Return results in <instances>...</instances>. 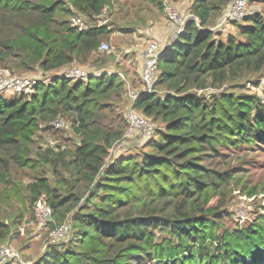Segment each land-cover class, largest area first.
Returning a JSON list of instances; mask_svg holds the SVG:
<instances>
[{
  "label": "trees",
  "instance_id": "trees-1",
  "mask_svg": "<svg viewBox=\"0 0 264 264\" xmlns=\"http://www.w3.org/2000/svg\"><path fill=\"white\" fill-rule=\"evenodd\" d=\"M231 1L192 0V16L163 49L145 92L138 71L123 65L127 56L99 49L112 31L98 25L111 0H0V68L40 74L22 91L0 90L1 199L20 210L0 213V246L26 214L37 222L41 200L51 213L41 227L68 231L32 264H264V194L250 222L225 225V198L242 170L225 160L264 150V85L246 88L264 81V0L260 9L248 0L249 14L222 22ZM75 15L92 24L79 30ZM216 22L234 33L222 38ZM81 67L91 70L57 75ZM129 84L138 91L129 109L154 130L140 149L115 155L127 130L116 105L126 104ZM56 119L66 126L55 128ZM40 130H69L72 146L49 138L34 149ZM13 167L28 168L30 181H15Z\"/></svg>",
  "mask_w": 264,
  "mask_h": 264
},
{
  "label": "rangeland",
  "instance_id": "rangeland-1",
  "mask_svg": "<svg viewBox=\"0 0 264 264\" xmlns=\"http://www.w3.org/2000/svg\"><path fill=\"white\" fill-rule=\"evenodd\" d=\"M159 4L156 5L150 0H111V5L106 8L103 18H107L105 25L111 29L108 41H104L108 44L109 49L107 53L112 52L116 56V59L122 60L124 56H127V61L123 64L125 67L132 66L133 69L138 71V78L140 76L142 67H139V59L137 56L143 52L146 46L151 41H156L152 38L151 32L157 27L168 25L170 33L176 30V24L171 23L168 19L165 8L171 7L177 14V16L185 21L192 16L191 3L192 0H156ZM261 0H250V5L253 9H260ZM160 5L162 8L160 9ZM83 19L86 25H91L90 21L82 15H78ZM73 16L70 17V19ZM219 22H216L214 30L221 31V37L224 38L226 34H233L235 28L232 24L225 27H218ZM223 28V29H221ZM85 72L90 71V68L81 67ZM73 71L71 68H66L63 71H59L57 75H63L69 71ZM3 77H24L27 79H40V74L24 73L18 75L12 73L8 69L0 68ZM139 86V84H135ZM264 85L262 80L259 88H254L250 84L246 85V88L252 92H259L260 88ZM140 86L138 87V89ZM142 89V86H141ZM134 89L128 85V91L126 96V104H117L116 111H123L126 118L130 105V94ZM14 91L5 89V93L12 95ZM208 93L211 91H207ZM205 92V93H207ZM63 121L67 124L70 123L69 119L64 118ZM72 133L67 131H61L57 134H50L44 131H39L33 138V148L45 147L47 139H53L59 145L71 147L72 146ZM141 134L139 132H130L118 142L110 151L117 155L118 153H126L128 150L135 151L140 149ZM140 141L133 146L134 142ZM225 161L229 165H235L239 163L242 170L238 172L240 175L239 186L233 191L229 192L225 199L227 200L226 207L231 213L225 220L227 227H234L236 225H245L250 222L258 211L261 210L263 205L264 188L260 191L261 187H264V150H253L247 153L239 152L235 153ZM31 171L28 168L13 167L12 174L15 181L21 184H26L30 181ZM240 186L245 189H253L254 193L248 196L246 190L240 189ZM1 190V187H0ZM19 210V206L13 199H1L0 193V213L6 214L9 218H13ZM17 232L13 238L8 239L3 245L0 246V250L6 247L10 250V258L0 260V264L8 262L16 264H32L38 257L44 252L47 244L52 241H59L60 237L53 235V228L41 227L36 220L30 217V214H26L20 223L17 225Z\"/></svg>",
  "mask_w": 264,
  "mask_h": 264
},
{
  "label": "built area",
  "instance_id": "built-area-1",
  "mask_svg": "<svg viewBox=\"0 0 264 264\" xmlns=\"http://www.w3.org/2000/svg\"><path fill=\"white\" fill-rule=\"evenodd\" d=\"M106 8H103L101 11V15L98 18V25H105V21L107 18H103V14L105 12ZM168 19L171 23L176 24V30H175V38L176 36L183 30V24L184 21L180 19L176 12L171 7L165 8ZM250 12V6L248 4V0H232L230 5L228 6L226 12L224 13V16L222 18V22L225 21H237L242 19L244 16L249 14ZM71 24L74 27H77L79 30H83L86 28V24L83 22V19L75 15L71 19ZM174 38V39H175ZM171 40L172 41L174 40ZM170 43V44H171ZM100 50L108 51L109 46L106 42H102L99 47ZM163 49L159 46V44L155 41L149 42V44L146 46L144 52H143V65L142 70L140 73V79L142 82V90L145 92H151L154 86V83L156 81V64L159 56L161 55ZM67 76L79 78L83 77L86 74L83 70L80 69H73V71H69L66 73ZM36 83L35 79H27L24 77H3L2 71H0V90L10 89L14 92H19L30 85ZM138 95V91H133L130 94V97L132 99H135ZM127 121V130L125 132V135H127L130 132H139L141 134V137H150L154 130V124L153 122L147 118L146 116L136 112L135 110H129L126 116ZM52 125L55 128H62L65 125V123L60 120L56 119L52 122ZM35 216L37 219V222L40 226H44L51 218V213L49 207L42 202L41 200H38L35 204ZM68 231L67 225L63 224L60 227H54L53 228V235L55 237H63ZM10 250L6 247H3L0 250V260H5L6 258H10Z\"/></svg>",
  "mask_w": 264,
  "mask_h": 264
},
{
  "label": "crops",
  "instance_id": "crops-1",
  "mask_svg": "<svg viewBox=\"0 0 264 264\" xmlns=\"http://www.w3.org/2000/svg\"><path fill=\"white\" fill-rule=\"evenodd\" d=\"M170 27L168 25H163L162 27H157L154 31L151 32V37L159 42V46L161 49L171 45V40L175 38V31L169 32ZM137 58L139 59V67L143 65V56L140 53Z\"/></svg>",
  "mask_w": 264,
  "mask_h": 264
}]
</instances>
